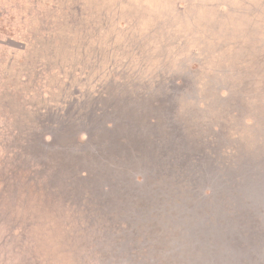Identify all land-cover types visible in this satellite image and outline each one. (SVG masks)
<instances>
[{"label":"rangeland","instance_id":"rangeland-1","mask_svg":"<svg viewBox=\"0 0 264 264\" xmlns=\"http://www.w3.org/2000/svg\"><path fill=\"white\" fill-rule=\"evenodd\" d=\"M160 99L175 104L189 142L216 148V165L264 157V0H0V264L175 263L152 231L180 229L148 226L143 201L164 181L174 194L186 182L163 168L155 182L118 146L135 137L127 122L156 124ZM88 133L95 153L128 168L127 225L36 217L16 180L19 145L49 152L53 137L71 134L88 146ZM212 201L196 202L209 214Z\"/></svg>","mask_w":264,"mask_h":264},{"label":"trees","instance_id":"trees-1","mask_svg":"<svg viewBox=\"0 0 264 264\" xmlns=\"http://www.w3.org/2000/svg\"><path fill=\"white\" fill-rule=\"evenodd\" d=\"M152 119L155 120V125L158 126L155 134L150 133L144 136V134L139 132L138 135L140 137L138 138H129L127 135H123L122 140L119 142L122 145L118 144L119 148L127 151V153H132L133 157L125 156L129 165L134 166L132 168L139 169L142 173L144 172L148 178L155 182L160 181L158 176L161 168L168 174L171 173V175L174 169H177L183 180L180 168L172 163L175 152L166 151L165 154L161 153V148L165 145L164 143H166L165 140L168 136L167 129L163 126L164 122L155 116ZM135 122L137 123L138 119L132 124H136ZM138 128L140 129V127ZM71 137V134L64 137V143L57 141L58 138L53 137L51 149L48 150L49 152L51 151L50 153L46 152L42 146H33L26 152L21 145L15 148L17 151L22 150L23 154L20 157L22 159L20 164L15 167L16 172H14V175H17L16 180L22 179L23 181L22 190L24 195L33 204L32 215L46 217L48 220L70 218L83 221L89 225L95 224L94 221L102 222L103 220L105 222H102V226H106L109 222L112 224L114 220L118 219L119 223L122 222V224L124 223L123 225H127V221L129 222L133 216L132 201L128 202L130 199L128 196L130 191L128 190L130 189L121 188L119 181L122 179L123 182L124 177L121 174H124L128 168L112 167L114 166L113 160L110 162L109 157L103 159L98 151L95 153L93 143H91L93 136L90 135L88 137L90 139L88 140V146H85V143L74 141ZM109 148L112 149V146ZM144 149L147 150L146 153H143ZM142 154L146 155L143 159L141 157L140 160H137V157ZM149 155L155 162L159 163L157 168H151L153 163L151 158H148ZM167 159L171 163H165L164 161ZM122 165L120 166L124 167ZM119 170L118 175L120 176L118 178L116 172ZM166 177L169 179L170 176L166 175ZM168 182L169 180L164 181L165 186L163 188L158 186V190L155 193L150 195L147 193V197L143 201V209L146 216L143 219L150 222L148 226L158 227L159 225L156 221L160 219L164 223L168 221L178 227L172 220L188 216L186 212L190 210V199L183 197L184 191L179 194L180 190H178L174 194L170 189L179 187L175 186L176 183L174 181L173 184ZM112 184L116 188L118 186V188L112 190ZM125 185L128 186L126 183ZM186 185L184 189L187 188L186 190H189L188 184ZM0 186H2V189L4 188L2 182H0ZM131 200L133 199L131 198ZM115 203H122V206L115 210L113 208ZM159 205L165 206L164 210L161 211L162 213L157 211ZM153 206L154 209H151ZM143 209L140 208V211ZM126 212L129 215L128 218L125 217L127 216ZM134 212L137 213L136 211ZM154 215L156 219L153 218ZM160 221L159 223H161ZM145 224L143 223L142 225ZM152 234L158 241L157 245H155L156 249L174 247V249L168 250L166 256L172 259L175 262L174 264H180L178 262L179 253L176 251V241L178 236L180 238L179 232L174 233V235H168L166 231L165 233H154L152 231ZM154 257H158V254H154Z\"/></svg>","mask_w":264,"mask_h":264},{"label":"water","instance_id":"water-1","mask_svg":"<svg viewBox=\"0 0 264 264\" xmlns=\"http://www.w3.org/2000/svg\"><path fill=\"white\" fill-rule=\"evenodd\" d=\"M164 101L166 106H163ZM159 103L162 106L155 117L164 122L168 134L161 153L175 152L172 163L180 168L186 181L183 180L189 186L183 197L190 199V203L195 202L194 207L190 206L186 212L188 216L172 220L180 229V238L178 236L176 241L178 262L264 264V157L238 156L234 166L216 165L213 157L216 148L210 143L203 144V140L201 143L189 142L186 132L175 120V104L167 99H160ZM130 122L126 124L137 132L135 138L140 137L139 132L144 136L155 134L158 128L152 124L147 130H141ZM204 147L208 152L205 153ZM145 149L143 153L147 152ZM145 155H140L137 160ZM151 161V168H157L159 163L152 158ZM227 196L230 199L228 203H231L229 211H225L222 200L228 199ZM208 198L214 203L211 204V214H207L206 209L201 210L197 204ZM219 203L224 206L217 213Z\"/></svg>","mask_w":264,"mask_h":264},{"label":"bare ground","instance_id":"bare-ground-1","mask_svg":"<svg viewBox=\"0 0 264 264\" xmlns=\"http://www.w3.org/2000/svg\"><path fill=\"white\" fill-rule=\"evenodd\" d=\"M217 213H219V211H217Z\"/></svg>","mask_w":264,"mask_h":264}]
</instances>
